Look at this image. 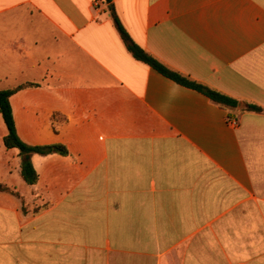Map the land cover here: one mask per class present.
I'll list each match as a JSON object with an SVG mask.
<instances>
[{
    "label": "crops",
    "instance_id": "obj_1",
    "mask_svg": "<svg viewBox=\"0 0 264 264\" xmlns=\"http://www.w3.org/2000/svg\"><path fill=\"white\" fill-rule=\"evenodd\" d=\"M0 0V264H264V0ZM252 104L260 112L247 111Z\"/></svg>",
    "mask_w": 264,
    "mask_h": 264
},
{
    "label": "trees",
    "instance_id": "obj_2",
    "mask_svg": "<svg viewBox=\"0 0 264 264\" xmlns=\"http://www.w3.org/2000/svg\"><path fill=\"white\" fill-rule=\"evenodd\" d=\"M104 2L107 4V9L109 11L112 24L116 32L118 33L120 40L122 41L125 49L135 60L148 65L161 75L173 80L179 85L194 89L202 93L203 95L208 97L212 102L220 106L227 108H235L237 106L238 102L236 100L224 94H221L205 86L202 83L191 80L186 76H183L175 71L169 70L151 55L142 50L133 42L126 30L123 28L114 11L112 0H104ZM33 85L35 84H26L17 86L13 89L0 90V116L6 128V135L3 137V145L6 149L17 150L18 156L20 158L19 176L21 180L27 185H33L37 180V173L29 160L30 155H47L50 153L65 154V149L60 145L31 146L22 142L16 134L9 98L18 90ZM245 109L247 111L253 112L261 111L259 107L252 104H247L245 106ZM0 191L10 192L6 187H3L1 185Z\"/></svg>",
    "mask_w": 264,
    "mask_h": 264
}]
</instances>
